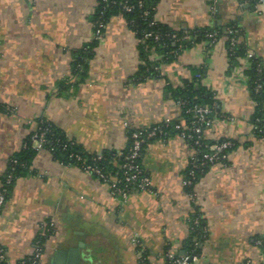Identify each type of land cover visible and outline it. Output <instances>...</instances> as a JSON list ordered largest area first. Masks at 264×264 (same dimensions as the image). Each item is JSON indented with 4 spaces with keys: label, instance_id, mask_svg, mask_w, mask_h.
<instances>
[{
    "label": "crops",
    "instance_id": "crops-1",
    "mask_svg": "<svg viewBox=\"0 0 264 264\" xmlns=\"http://www.w3.org/2000/svg\"><path fill=\"white\" fill-rule=\"evenodd\" d=\"M96 4L0 0V185L9 159L38 120L87 152L122 151L130 130L181 120L172 92L192 81L214 100L206 140L234 144L224 161L200 174L191 196L183 180L192 147L175 131L149 140L140 162L150 187L125 201L94 174L56 159L45 147L35 150L0 208V247L9 264L36 249L47 224L52 233L36 264H168V252L189 254L199 264H264V136L254 133L246 72L250 57L264 69V3L157 0L158 23L218 34L169 60L152 50L154 72L143 78L135 77L138 39L125 17L115 14L77 76L73 53L94 38L90 17ZM231 26L245 50L234 63L227 51ZM195 218L202 232L190 250Z\"/></svg>",
    "mask_w": 264,
    "mask_h": 264
},
{
    "label": "trees",
    "instance_id": "trees-1",
    "mask_svg": "<svg viewBox=\"0 0 264 264\" xmlns=\"http://www.w3.org/2000/svg\"><path fill=\"white\" fill-rule=\"evenodd\" d=\"M247 1H249L252 5L257 0ZM156 3L157 0H97L95 9L90 17L94 31L98 28V24H102L99 28L101 32L111 16L121 14L125 17L128 26L132 29L138 39L141 63L139 64L135 77L143 78L154 72L153 62L149 60V55L152 50L158 51V53L162 54V57L165 60H169L178 50L187 47L197 40H211V38L208 37V32H214L216 35L218 34L216 31H213V29L205 27L190 30H173L164 24L158 23L157 21L152 23L155 19L154 10ZM125 4L131 7L129 11L124 9ZM230 28L234 27L231 26ZM145 34L150 35L145 36ZM174 34L176 37H184V39H175L173 37ZM227 36L229 35L227 34ZM97 43L98 37H94L73 53L71 67L75 75H83L86 62L90 57H92ZM227 51L228 58L231 63H234L237 58L243 56L245 53L243 45L237 43L234 47H230L228 40ZM246 72L248 75V88L251 99L255 103L254 112L251 116V122L255 128L254 133L256 135L264 136V69L262 62L258 58L250 57V65ZM195 80L197 81L196 78ZM258 83L261 84L259 88H257ZM172 93L176 101L178 100L182 102L180 110L183 121H187L191 118L190 113L186 112V109L194 104L208 105L212 107L213 112L215 111V106L213 104L214 100L211 92L206 90L200 84H195L193 81L184 83L182 87L174 89ZM170 121L171 122L168 125L163 124V129L167 133L168 131H175L173 124L177 120ZM36 125L45 130V142L43 143V146L47 149H52L51 153L56 159L66 163L77 164L78 162L76 161L75 156L79 155L85 162L98 166L104 172L114 171L116 169L113 162L116 151L105 150L101 154L90 153L83 150L73 141L72 143L71 141H68V139L50 123L38 120ZM131 131L132 130L129 131V135ZM32 134L33 131L25 138L21 150L11 156L8 161L7 171L1 177L0 192L3 194L5 200L10 194L14 179L19 174L26 172L29 168L31 159L35 153V149L32 147ZM148 142L149 141H147L143 146H145ZM203 142L210 143L206 139L203 140ZM129 144L130 139L128 140V146ZM190 144L192 143L190 142ZM128 146L126 149L122 150L123 153L127 151ZM97 156H100V159H96ZM207 167L208 165H205L202 167V170L197 171L196 178L193 182L198 179L200 174L203 173ZM186 189L187 191H191L192 185L186 187ZM201 232V225L198 222V225L194 226V230L191 232V239L189 241L190 250L194 249V244L196 242L194 237L198 238ZM51 233V227L48 224L44 225L43 231L36 238V242L38 244L43 243ZM26 257L27 256L24 258ZM143 262L145 263V261ZM17 264H19V261Z\"/></svg>",
    "mask_w": 264,
    "mask_h": 264
},
{
    "label": "built area",
    "instance_id": "built-area-1",
    "mask_svg": "<svg viewBox=\"0 0 264 264\" xmlns=\"http://www.w3.org/2000/svg\"><path fill=\"white\" fill-rule=\"evenodd\" d=\"M106 1V0H102ZM124 9L129 11L131 7L127 4L124 5ZM156 22L154 19L152 23ZM102 24H98V28L94 31V37H100L101 31L100 27ZM228 41L230 47H234L237 44V31L234 28L227 29ZM150 34H145L148 36ZM157 38V36L155 35ZM173 37L175 39L183 40L184 37H176L174 34ZM208 37L211 38L212 41L216 39V34L214 32H208ZM248 56H250L248 54ZM200 74H196L195 78L199 79ZM261 84H257V88H259ZM177 104L182 105L181 101L177 100ZM186 112L190 113L191 118L187 121L177 120L173 124L174 130L177 134L182 137L193 149V155L189 160L188 168L185 171V176L183 180V184L185 187H189L193 185V181L196 178V174L198 170H202V167L205 165H211L216 162L224 161L227 156V152L229 148L233 146V142L225 139L218 142L213 143H204L205 140L204 132L211 123L212 118L211 115L213 113L212 107L208 105H200L194 104L191 107L186 109ZM171 121L166 119L160 123L155 125L144 127V128H135L132 129L129 139L130 144L127 148V151L123 153L122 151H117L114 156V165L116 169L114 171L104 172L98 166L85 162L79 155L75 156L76 161L78 162L76 165L79 166L84 171L90 172L94 174L100 181L109 185L111 194L119 197L123 201H125L128 196L133 191H142L146 190L150 187V179L144 173L141 167V155L144 149V144L154 138L158 137H166L167 132L163 129V124L168 125ZM45 130L41 129L36 125L32 134V147L37 150L43 146L45 142ZM68 141H71L68 139ZM190 142L192 144H190ZM72 143V141H71ZM52 151V149H48ZM96 159H100V156H97ZM120 159V160H118ZM191 196H194L192 191L189 192ZM5 199L3 194L0 192V208L4 204ZM198 218H195L193 223L194 225H198ZM134 244H138L139 240L136 238L132 239ZM196 243V242H195ZM43 252V243L38 244L36 242V249L26 258H22L19 260V264H36L39 259L41 253ZM141 259H143L141 255ZM166 259L168 264H199L196 263L189 254L176 255L174 253L168 252L166 253ZM0 264H9L5 251L2 247H0ZM141 264H145L141 261Z\"/></svg>",
    "mask_w": 264,
    "mask_h": 264
},
{
    "label": "water",
    "instance_id": "water-1",
    "mask_svg": "<svg viewBox=\"0 0 264 264\" xmlns=\"http://www.w3.org/2000/svg\"><path fill=\"white\" fill-rule=\"evenodd\" d=\"M260 2L264 3V0H259ZM73 255L75 256V258L77 257L76 252L72 251Z\"/></svg>",
    "mask_w": 264,
    "mask_h": 264
}]
</instances>
